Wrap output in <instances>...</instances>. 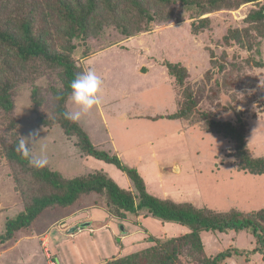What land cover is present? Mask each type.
<instances>
[{
	"label": "rangeland",
	"instance_id": "obj_1",
	"mask_svg": "<svg viewBox=\"0 0 264 264\" xmlns=\"http://www.w3.org/2000/svg\"><path fill=\"white\" fill-rule=\"evenodd\" d=\"M253 7L257 5L245 3L238 9L207 14L213 17L211 29L196 35L191 30V19L181 14L128 40H121L122 36L111 27L93 40L96 50L114 40L118 44L84 60L83 66L94 68L103 85L101 102L79 121L98 148L111 150L123 163L136 166L152 194L220 210L238 207L252 211L264 207V174L236 170L235 159L229 155L230 143L216 133L202 130L199 122L186 126L166 116L177 107L171 79L162 64L166 58L181 61L191 73H198L187 80L199 99L198 108L224 120H235L240 112L248 122L251 149L263 155L264 67L248 63L247 59L264 60V37H257L256 46L250 50L226 45L222 39L230 26H246L245 17ZM209 46L217 57L213 62ZM219 63L224 64L223 70ZM49 79L45 75L36 83L45 88ZM32 85L25 83L16 89L15 113L22 139L33 131L39 134L31 145L34 154L41 155L43 149L48 164L65 176L103 169L121 186L133 188L131 179L116 165L82 156L60 127L37 125ZM67 105L71 111L76 110L71 99ZM42 112L47 117L53 115L48 103ZM8 171L0 161V234L6 230L7 220L23 210ZM97 200H101L100 195L93 193L70 208L46 210L31 228L0 242V264H99L145 248L152 236L178 235L186 230L180 224L153 217L135 220L112 216L105 202ZM72 228L78 229L71 232ZM248 234L204 232L202 238L207 254L213 255L230 246L252 248L254 243ZM44 238L50 257L42 244ZM223 264H264V260L261 255H233Z\"/></svg>",
	"mask_w": 264,
	"mask_h": 264
},
{
	"label": "trees",
	"instance_id": "obj_2",
	"mask_svg": "<svg viewBox=\"0 0 264 264\" xmlns=\"http://www.w3.org/2000/svg\"><path fill=\"white\" fill-rule=\"evenodd\" d=\"M245 3L257 5L245 17L246 26H230L222 39L226 45L250 50L256 46L257 37H264V0H0V126H4L3 130L0 128V161L8 168L14 192L23 206L14 219L7 220L0 242L12 240L16 232L31 228L46 210L70 208L94 193L100 195L97 202H105L112 216L135 220L153 217L186 227L178 235L152 236L145 248L99 264H223L233 255H261L264 260V207L252 211L238 207L220 210L154 195L136 166L123 163L111 150L98 148L80 121L73 123L63 115L71 111L67 105L70 82L78 72L86 70L84 60L118 44L114 40L102 50L94 49L93 40L106 28H113L121 40H128L183 14L191 19V30L196 35L211 29L213 17L207 14L238 9ZM208 49L210 60H217L213 48ZM247 62L264 67L262 59L249 58ZM162 64L171 79L177 107L166 116L179 119L186 126L199 122L202 130L216 133L230 143L229 155L235 159L236 170L264 174V154L256 155L251 149L248 122L240 112L235 120H224L198 108L199 99L187 82L191 74L195 78L198 73H191L181 61L166 58ZM224 67L219 63L220 70ZM210 74L209 69L206 76L209 78ZM45 75L51 77L46 89L36 83ZM25 83L33 84L32 110L38 113L37 125L60 127L82 156L116 165L131 179L133 188L121 186L103 169L68 177L50 164L39 170L30 166L17 151L22 137L15 113V91ZM43 90L50 96L44 95ZM45 103L53 111L50 117L42 114ZM244 231L252 237V248L230 246L207 254L204 232L239 236Z\"/></svg>",
	"mask_w": 264,
	"mask_h": 264
},
{
	"label": "clouds",
	"instance_id": "obj_3",
	"mask_svg": "<svg viewBox=\"0 0 264 264\" xmlns=\"http://www.w3.org/2000/svg\"><path fill=\"white\" fill-rule=\"evenodd\" d=\"M103 79L98 75L94 68L80 71L70 82V99L76 110L65 111L64 118L75 123L81 119L83 114H87L94 106L101 102ZM38 132H30L28 137L21 139L17 145L24 158L28 160L30 166L35 169H43L48 165L47 156L43 154L35 155L31 145L37 140Z\"/></svg>",
	"mask_w": 264,
	"mask_h": 264
},
{
	"label": "built area",
	"instance_id": "obj_4",
	"mask_svg": "<svg viewBox=\"0 0 264 264\" xmlns=\"http://www.w3.org/2000/svg\"><path fill=\"white\" fill-rule=\"evenodd\" d=\"M42 244H43V246L45 247V251L47 252V257H50L49 250H48V248H47V246H48V242H47L46 238H44V239L42 240ZM51 264H55V263L53 262V263H51Z\"/></svg>",
	"mask_w": 264,
	"mask_h": 264
},
{
	"label": "water",
	"instance_id": "obj_5",
	"mask_svg": "<svg viewBox=\"0 0 264 264\" xmlns=\"http://www.w3.org/2000/svg\"><path fill=\"white\" fill-rule=\"evenodd\" d=\"M78 228H72L70 231L75 232Z\"/></svg>",
	"mask_w": 264,
	"mask_h": 264
},
{
	"label": "crops",
	"instance_id": "obj_6",
	"mask_svg": "<svg viewBox=\"0 0 264 264\" xmlns=\"http://www.w3.org/2000/svg\"><path fill=\"white\" fill-rule=\"evenodd\" d=\"M154 152V151H153ZM157 153H152V155H156ZM139 160H142V157H139ZM56 264V263H55Z\"/></svg>",
	"mask_w": 264,
	"mask_h": 264
}]
</instances>
